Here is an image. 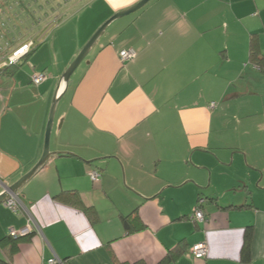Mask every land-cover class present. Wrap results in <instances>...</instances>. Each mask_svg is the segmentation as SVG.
<instances>
[{
  "label": "crops",
  "instance_id": "obj_1",
  "mask_svg": "<svg viewBox=\"0 0 264 264\" xmlns=\"http://www.w3.org/2000/svg\"><path fill=\"white\" fill-rule=\"evenodd\" d=\"M85 1L100 9L88 36L71 50L54 37L29 58L22 87L35 98H15L17 86L0 98V194L40 160L50 101L82 46L140 0ZM253 35L264 54V0H150L114 20L58 102L54 154L19 189L24 209L0 204V260L159 264L177 252L167 264H264V70L250 61ZM130 48L137 56L122 62ZM64 192L77 198L57 199ZM133 213L145 229L124 228ZM29 216L31 235L3 241ZM199 242L204 258L192 254Z\"/></svg>",
  "mask_w": 264,
  "mask_h": 264
},
{
  "label": "rangeland",
  "instance_id": "obj_2",
  "mask_svg": "<svg viewBox=\"0 0 264 264\" xmlns=\"http://www.w3.org/2000/svg\"><path fill=\"white\" fill-rule=\"evenodd\" d=\"M80 1L81 0H0V13L2 12V10L7 13L4 14V16L0 14V61L3 60V58L7 55L9 57L13 52L12 50H14L18 44H23L25 40L30 37L41 35L44 31L47 30V28L49 27L48 25L54 23L61 16H64L63 21L53 29L48 31L45 41L42 42L40 46L43 47L47 42L51 43L54 37L57 38L58 36H62V38L64 39L63 43L65 49L71 50L72 43L75 44L74 42H76L77 40H79V42L81 43L82 40H84L89 34L90 26H88V24L93 21L92 19L96 16L100 9L99 7L87 6L85 3L88 2L85 0H83L82 2ZM105 21L102 24H104ZM92 35L90 37H92ZM90 37L88 38L86 43L89 41ZM84 45L82 46V48L84 47ZM6 50L7 54L5 55ZM43 50L45 49H42V51ZM59 50H63L62 46L61 49L58 48V52ZM47 54H49V56L53 60L55 51L51 49ZM44 58L45 57L42 58L41 62L44 61ZM20 62L22 63V65L17 71L16 76H0V98H9V95L11 94L15 86H17L15 98H35L32 96L33 94L31 89L22 87L23 83L27 80L25 76L26 72L33 70L34 61L29 59L27 62ZM1 63L3 62H0V64ZM1 66L4 65H0V67ZM33 86L34 85L32 84L27 85V87L30 88H32ZM52 99L50 101V108ZM47 123L48 118L46 127Z\"/></svg>",
  "mask_w": 264,
  "mask_h": 264
},
{
  "label": "trees",
  "instance_id": "obj_3",
  "mask_svg": "<svg viewBox=\"0 0 264 264\" xmlns=\"http://www.w3.org/2000/svg\"><path fill=\"white\" fill-rule=\"evenodd\" d=\"M0 14L2 16H4V14H7V13H5L4 10H2V12ZM63 17L64 16H61L54 23L48 25L49 27L47 28V30L44 31L41 35L36 36V37H30V38L25 40V42L23 44L29 42L30 40H32L34 43L31 46L30 50L27 52V54L21 58V61L27 62L29 60V58L33 55V53L42 44V42L45 41L46 34L48 33V31H50L55 26L60 24L63 21ZM13 44H14V42H13ZM17 47H19V44L15 48H17ZM6 54H7V50L5 51V55ZM7 58H8V55L5 56L3 58V60H1L0 62L7 61ZM250 61L256 67L264 70V54H262V52H261L260 44H259L257 35H253L252 39H251V42H250ZM21 65H22V63L19 61L16 64H13V65H10V66L9 65L8 66H3V68H0V76L1 75H3V76L5 75V76H8V77H12L19 70ZM75 196L76 195H74V193H72V192H64L63 194L59 195L57 197V199H60V200H63V201H67L71 197L77 198V196L76 197ZM64 197H67L68 199H65ZM79 203H80V205H82V201L80 199H79ZM79 203H77V204H79ZM136 212L137 211L135 210L134 213H136ZM134 213L133 214H129V215H124L122 217V223L124 225V228L128 232L140 231V230L145 229V227H146L145 224L139 218V216L137 214H134ZM251 235H252L251 230L250 231H246L245 244H244V247H243V250H242L243 254L241 256L242 259H244V260L245 259L249 260L248 250H249V247H250ZM28 236L29 235H27V236H16L15 237V236H12L11 234H9L8 238L6 237V239H4L3 241H6V240L9 239L10 241L13 242V247H15L16 245H18V242H20L21 240H23L24 238H26ZM177 256H178V253L174 252L171 256H168L167 258L163 259L159 264H167L169 261H171L173 259H176ZM64 263H65V261H64ZM0 264H11V262L8 259H1L0 260ZM120 264H146V262H144L142 260H139V261L134 262V263L122 262Z\"/></svg>",
  "mask_w": 264,
  "mask_h": 264
},
{
  "label": "water",
  "instance_id": "obj_4",
  "mask_svg": "<svg viewBox=\"0 0 264 264\" xmlns=\"http://www.w3.org/2000/svg\"><path fill=\"white\" fill-rule=\"evenodd\" d=\"M150 0H141L135 5L124 9L122 11L117 12L113 17H111L109 20H107L95 33L94 35L89 39V41L86 43V45L82 48L78 56L75 58V60L70 64V66L67 68L65 73L63 74L59 89L57 90L53 102L51 104L50 112H49V119L46 127L45 132V142H44V150L43 154L40 158V160L35 164V166L28 171L26 174L21 176L15 183L12 185H8L5 187L4 191L0 194V204L4 203L5 200L10 196L9 192L17 193L19 189H21L48 161V159L54 154L50 150V140H51V132L54 124V118L56 114V109L58 102L64 93V91L67 89L70 79L73 75V73L76 71V69L79 67V65L85 60L87 55L90 53L92 47L96 43V41L104 34L108 26L116 19L129 15L131 13L136 12L137 10L144 7Z\"/></svg>",
  "mask_w": 264,
  "mask_h": 264
},
{
  "label": "built area",
  "instance_id": "obj_5",
  "mask_svg": "<svg viewBox=\"0 0 264 264\" xmlns=\"http://www.w3.org/2000/svg\"><path fill=\"white\" fill-rule=\"evenodd\" d=\"M33 41L30 40L29 42L25 44L19 45V47L15 48L11 55L7 58V61H4L0 65L4 66H10L13 64H16L23 56L27 54V52L30 50L31 46L33 45ZM120 60L122 62H127L133 60L137 56L136 50L130 48L120 51L119 53ZM1 66L0 68H2ZM47 78V75L44 72L35 73L32 76V82L36 85L41 84L44 82ZM101 173L97 170H93L90 172V177L94 181H98L100 179ZM203 198L200 199L198 205H202ZM6 206H8L10 209H12L14 212H18L19 210H23V204L18 196V194L11 193L10 197L5 202ZM195 207L193 217L198 221H204L205 220V213L202 209L199 208V206ZM33 218L29 216L28 218V225L22 228L20 231L16 232L12 230L10 234L12 236H25L28 235L32 229H33ZM192 254L196 258H204L208 254V246L204 242H199L195 244L192 247ZM49 264H62L60 260H57L56 258H53L49 261Z\"/></svg>",
  "mask_w": 264,
  "mask_h": 264
},
{
  "label": "clouds",
  "instance_id": "obj_6",
  "mask_svg": "<svg viewBox=\"0 0 264 264\" xmlns=\"http://www.w3.org/2000/svg\"><path fill=\"white\" fill-rule=\"evenodd\" d=\"M19 61H21V59H20ZM19 61H18V62H19ZM18 192H19V191H18ZM18 192L15 193V194H18ZM11 193H13V192H9V195H10ZM18 196H19V194H18ZM9 197H10V196H9ZM9 197H8V198H9ZM8 198H7V199H8ZM19 198H20V197H19ZM7 199H6V200H7ZM6 200H5V202H6ZM5 202H4V204H5ZM31 233H33V229H32V231H31L28 235H30ZM25 236H27V235H25ZM61 262H62V264H65L63 260H62Z\"/></svg>",
  "mask_w": 264,
  "mask_h": 264
}]
</instances>
